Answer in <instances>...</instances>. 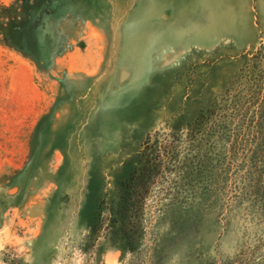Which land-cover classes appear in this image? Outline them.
<instances>
[{
  "label": "rangeland",
  "instance_id": "374dc122",
  "mask_svg": "<svg viewBox=\"0 0 264 264\" xmlns=\"http://www.w3.org/2000/svg\"><path fill=\"white\" fill-rule=\"evenodd\" d=\"M0 264H264V0H0Z\"/></svg>",
  "mask_w": 264,
  "mask_h": 264
},
{
  "label": "trees",
  "instance_id": "16d2710c",
  "mask_svg": "<svg viewBox=\"0 0 264 264\" xmlns=\"http://www.w3.org/2000/svg\"><path fill=\"white\" fill-rule=\"evenodd\" d=\"M135 173H133L134 175ZM118 186H114L112 188H108V189H105V187H101L99 189V192L97 194V198L100 200V201H106V200H110V203H111V209H119L117 211H113V216L115 218L120 219L122 218V211H121V206H122V201L121 199H119V193H118ZM108 190V191H107Z\"/></svg>",
  "mask_w": 264,
  "mask_h": 264
}]
</instances>
